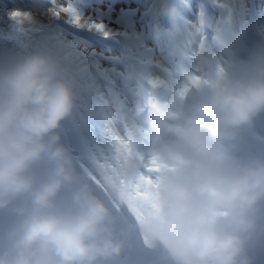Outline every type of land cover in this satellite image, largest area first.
<instances>
[{"label": "clouds", "instance_id": "clouds-1", "mask_svg": "<svg viewBox=\"0 0 264 264\" xmlns=\"http://www.w3.org/2000/svg\"><path fill=\"white\" fill-rule=\"evenodd\" d=\"M17 11L24 15L10 20L18 36L43 27L30 12L9 16ZM81 71L66 45L43 39L0 54V264H99L124 249L114 209L61 142ZM175 95L166 108L147 100L157 120L153 147L130 168L152 177L159 210L145 208L139 220L129 212L133 224L170 264H256L264 155L241 158L240 150L243 130L264 115V48L231 72L189 76Z\"/></svg>", "mask_w": 264, "mask_h": 264}, {"label": "snow or ice", "instance_id": "snow-or-ice-1", "mask_svg": "<svg viewBox=\"0 0 264 264\" xmlns=\"http://www.w3.org/2000/svg\"><path fill=\"white\" fill-rule=\"evenodd\" d=\"M53 6L52 15L59 17L62 14L70 17L73 24L84 25V18L76 11V9L71 4H57L56 0H52ZM54 5H59V7H54ZM24 14L22 12H13L10 14L9 18L16 19ZM86 26L94 28L97 31L104 32L105 35L108 33L105 31V26L101 23H89ZM155 107V102H153ZM114 143L117 148V152L120 156L126 157L131 151V142L120 139L119 137H114ZM149 172H158V167H149ZM111 183V187H106L107 191L115 190L119 196L120 202L127 205V209L139 220L145 208L158 211L159 210V200L156 191L154 190V182L151 176L140 175L135 177L131 181H126L119 179L114 176ZM147 239H145V244H147Z\"/></svg>", "mask_w": 264, "mask_h": 264}, {"label": "bare ground", "instance_id": "bare-ground-1", "mask_svg": "<svg viewBox=\"0 0 264 264\" xmlns=\"http://www.w3.org/2000/svg\"><path fill=\"white\" fill-rule=\"evenodd\" d=\"M82 90V88H81ZM91 93L88 96V100L90 102V104L87 106V111H89V113L93 110L96 112H102L103 110V117L107 120L110 121L112 119V117L115 114V110L116 108H114V101L112 98V95L110 94L109 90H108V86H103L102 88L98 89H90ZM78 113H74L72 114V116L77 115ZM101 114V113H100ZM66 125L64 127V132H65V137L68 134V130H69V122L66 118L65 120ZM63 128V122L61 125V128L59 130H62ZM108 128L111 131H114V126L113 124H109ZM144 150V148H143Z\"/></svg>", "mask_w": 264, "mask_h": 264}, {"label": "rangeland", "instance_id": "rangeland-1", "mask_svg": "<svg viewBox=\"0 0 264 264\" xmlns=\"http://www.w3.org/2000/svg\"><path fill=\"white\" fill-rule=\"evenodd\" d=\"M106 7H109L110 5H105Z\"/></svg>", "mask_w": 264, "mask_h": 264}]
</instances>
